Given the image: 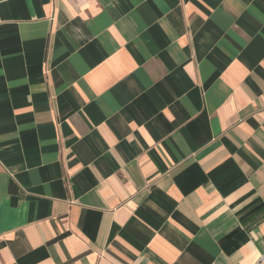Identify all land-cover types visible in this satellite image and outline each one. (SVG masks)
<instances>
[{"label": "crops", "instance_id": "1", "mask_svg": "<svg viewBox=\"0 0 264 264\" xmlns=\"http://www.w3.org/2000/svg\"><path fill=\"white\" fill-rule=\"evenodd\" d=\"M0 264H264V0H0Z\"/></svg>", "mask_w": 264, "mask_h": 264}]
</instances>
